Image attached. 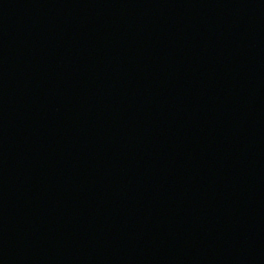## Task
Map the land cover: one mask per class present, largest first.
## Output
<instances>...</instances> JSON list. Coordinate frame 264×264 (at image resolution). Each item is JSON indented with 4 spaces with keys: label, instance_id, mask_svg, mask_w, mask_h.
I'll list each match as a JSON object with an SVG mask.
<instances>
[{
    "label": "water",
    "instance_id": "water-1",
    "mask_svg": "<svg viewBox=\"0 0 264 264\" xmlns=\"http://www.w3.org/2000/svg\"><path fill=\"white\" fill-rule=\"evenodd\" d=\"M0 264H264V0H0Z\"/></svg>",
    "mask_w": 264,
    "mask_h": 264
}]
</instances>
